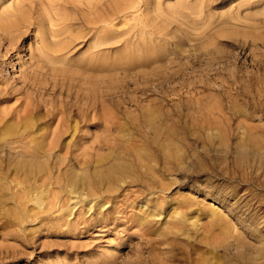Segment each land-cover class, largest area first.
<instances>
[{
    "label": "rangeland",
    "instance_id": "1",
    "mask_svg": "<svg viewBox=\"0 0 264 264\" xmlns=\"http://www.w3.org/2000/svg\"><path fill=\"white\" fill-rule=\"evenodd\" d=\"M132 3L135 9L113 17L109 43L96 49L90 28L74 13L68 33L55 38L59 45L77 36L61 56L66 71L54 78L46 75L47 66L30 67L40 46L34 25L16 33L11 46L0 37V90L14 64L18 78L11 83L18 90L24 87L20 77L35 71L50 98L65 100L72 91L63 77L73 69L79 79L81 62L106 59L107 102L96 101L94 108L96 117L103 107L110 116L108 142L95 144L91 159L109 154V143L113 159L139 144L145 156H162L164 150L170 165L144 159L142 164L156 166L152 172L160 183L150 187L149 177L127 172L123 183H112L110 197L102 192L105 178L90 168L84 192L95 187L103 207L95 201L76 204L56 188V202L46 200L39 210L29 201L17 207L7 200L12 190L0 189V264H264V0L124 5ZM93 73L89 82L97 92L105 72ZM19 102L0 101V109ZM100 129L97 121L90 123L91 132ZM73 163L66 160L63 177ZM158 168L165 173H156ZM183 197L189 199L185 207ZM148 198L171 201L165 213L153 209L150 216L154 203ZM143 215L148 219H139ZM10 251L21 254L11 257Z\"/></svg>",
    "mask_w": 264,
    "mask_h": 264
},
{
    "label": "bare ground",
    "instance_id": "2",
    "mask_svg": "<svg viewBox=\"0 0 264 264\" xmlns=\"http://www.w3.org/2000/svg\"><path fill=\"white\" fill-rule=\"evenodd\" d=\"M125 3L126 0H115L113 4L105 0H0V37L8 41V46H11L12 41L17 39L16 33L22 35L23 28L34 25L40 46L37 49V59L30 61V67L33 70H38L39 65L47 66L46 69L49 68L51 71H48L46 75L54 78L62 70L66 71V67L62 66L67 63H64L61 56L77 40L75 34L69 40L65 38L68 41L65 40L59 45H57L58 41L55 40V38L65 36L68 33L67 27L72 25L74 13H79L82 22L90 28V39L93 40L91 49H96L109 43L110 38L106 32L113 21V17L136 8L135 3L124 5ZM39 12L46 13V15H39ZM135 18L141 17L136 16ZM55 46L56 48H54ZM110 66L106 59L95 60L92 57L79 64V67L82 68L81 72L79 69L77 70V67L74 69L78 71L75 72H77L79 79L75 78L73 69L68 72L71 74H67V77H63L64 74L62 73L63 78L69 79L70 82L67 80L68 89L72 92L70 95L66 94L65 100H61L55 94L50 98L45 85L38 81L39 76L36 77L35 71L20 77L24 87L22 91L18 90L11 83V80L18 78V72L14 64H11V75L7 72L8 83L3 85L0 90V101L6 102L12 98L15 101L20 100V102L15 107L0 109V189L12 190V194L7 200L13 205L24 207L29 201L35 203L39 210L46 206V200L50 202L58 200V194L51 190L56 188L60 192H66L63 194L70 200H77L76 204L95 201V204L103 207L105 203L99 200L103 196H98L91 189L95 187L88 188V193L84 192L86 191L84 186L88 184L86 175L89 171L91 172L90 168L96 170L93 176L99 175L102 181L105 178L107 187L102 192L109 197V192L113 191L111 189L112 183H123L127 172H135L140 176L149 177L151 179L150 187L160 183L156 181L152 172L157 169L156 166L149 165V162L147 164L142 163L145 161L144 159H147L151 163L159 164L161 161L166 162L165 165H170L169 157L164 153V150L161 151L162 156L152 157L149 154L145 156V153L141 154V151L137 150L136 147L139 144L137 146L132 145V151L125 149L124 152L121 151L122 154L118 152L121 155L119 154L117 158L113 159L110 153L114 151L109 148H112L114 144L109 143V154L91 159L92 153L90 151L94 152L96 150L95 144L104 142V136L108 134L107 125H109L110 116L103 107L102 115L99 113V116L96 117V110L99 109L94 108V104L101 100L103 106L107 102L105 85L110 83H107V72ZM39 70H41L40 67ZM98 70L105 73L99 74L102 75V88L96 92L91 87L94 88L97 84L93 81L89 82V79H92L91 74ZM42 71L44 72V70ZM42 75L40 76L42 77ZM99 75L97 76L100 77ZM46 79L49 78L46 77ZM53 80L52 82H54ZM78 80L81 81V84L86 86L89 84V86L82 88L81 85H78ZM42 82L45 81L42 80ZM56 85L52 83V89ZM51 102H55V105L53 106ZM92 121L101 124L99 134L89 130ZM86 127H88L87 130H85ZM67 137L70 139L67 140ZM69 159L74 162V166L70 165L71 169L64 175L66 179H61L64 178L62 175L63 165ZM75 166H81L79 167L81 173H75L76 169H73ZM162 168H158L156 173H165L164 168ZM149 172H151L150 175ZM90 191L95 194L85 197V194H89ZM182 200L181 203L185 207L189 199L183 197ZM146 201L154 203L147 210L150 216H154L153 209L161 210L157 213L158 215L165 213V206L171 200L165 199L166 203H163L160 199L153 201L148 198ZM110 212L108 211V213ZM176 213L178 214V212ZM37 214L36 218L43 219L39 213ZM179 214L181 215L180 218L185 216L183 212ZM139 219L148 218L143 215ZM8 254V256L16 257L21 252L10 251ZM22 254L24 253L22 252Z\"/></svg>",
    "mask_w": 264,
    "mask_h": 264
}]
</instances>
